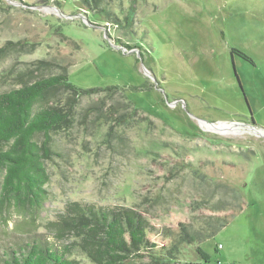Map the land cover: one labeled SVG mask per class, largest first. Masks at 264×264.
I'll list each match as a JSON object with an SVG mask.
<instances>
[{
	"label": "rangeland",
	"instance_id": "374dc122",
	"mask_svg": "<svg viewBox=\"0 0 264 264\" xmlns=\"http://www.w3.org/2000/svg\"><path fill=\"white\" fill-rule=\"evenodd\" d=\"M109 3L105 18L76 0H0V94L63 72L82 89L116 87L52 135L41 204H0V252L73 235L74 204L131 209L156 251L170 248L180 226L229 214L215 181L245 206L199 249L213 264H264V136L244 127L264 129V0ZM196 248L177 261L194 262Z\"/></svg>",
	"mask_w": 264,
	"mask_h": 264
},
{
	"label": "trees",
	"instance_id": "16d2710c",
	"mask_svg": "<svg viewBox=\"0 0 264 264\" xmlns=\"http://www.w3.org/2000/svg\"><path fill=\"white\" fill-rule=\"evenodd\" d=\"M76 1L82 10L111 17L109 0ZM115 89H82L71 84L63 72L0 94V204L28 201L38 207L47 183L45 163L53 152L52 135L72 128L76 108L83 100L98 92L111 94ZM212 193L213 198L220 197L216 206L227 207L229 214L210 216L198 230L180 226L170 248L156 251L147 238V221L131 209L74 204L68 211L80 219L71 223L73 235L59 228L53 241L32 239L4 247L0 264H78L74 256L94 264H127L132 256L147 257L148 264H213L199 245L214 238L245 205L239 190L230 185L214 181ZM186 245H197L195 261L180 263L179 249Z\"/></svg>",
	"mask_w": 264,
	"mask_h": 264
},
{
	"label": "water",
	"instance_id": "95a60500",
	"mask_svg": "<svg viewBox=\"0 0 264 264\" xmlns=\"http://www.w3.org/2000/svg\"><path fill=\"white\" fill-rule=\"evenodd\" d=\"M232 60V59H231ZM232 67H233V63H232ZM233 71H234V67H233ZM236 80H237V78H236ZM237 82H238V80H237ZM238 85H239V87H240V83L238 82ZM250 113V112H249ZM250 115V114H249ZM250 122L251 123H249V124H246V125H244V127H246V129L248 130V131H253L254 133H256V134H258L259 136H264V129L263 128H257L258 126H256L255 124H254V122L252 121V119L250 118ZM214 127H215V125H213Z\"/></svg>",
	"mask_w": 264,
	"mask_h": 264
},
{
	"label": "bare ground",
	"instance_id": "6f19581e",
	"mask_svg": "<svg viewBox=\"0 0 264 264\" xmlns=\"http://www.w3.org/2000/svg\"><path fill=\"white\" fill-rule=\"evenodd\" d=\"M220 125H224V124H220ZM208 127H213V126H210V125H208ZM213 129L215 130V128L213 127ZM224 129H230L229 127H226V128H224ZM222 133V132H221Z\"/></svg>",
	"mask_w": 264,
	"mask_h": 264
}]
</instances>
